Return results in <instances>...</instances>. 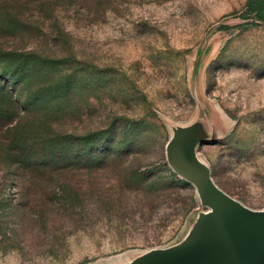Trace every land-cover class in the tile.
<instances>
[{"label": "rangeland", "instance_id": "rangeland-1", "mask_svg": "<svg viewBox=\"0 0 264 264\" xmlns=\"http://www.w3.org/2000/svg\"><path fill=\"white\" fill-rule=\"evenodd\" d=\"M247 3L0 0V264H124L180 242L203 208L172 170L163 178L164 147L205 114L220 136L198 156L264 209V15L244 16ZM56 84L68 96L26 99ZM50 125L68 136L65 165L17 162Z\"/></svg>", "mask_w": 264, "mask_h": 264}, {"label": "water", "instance_id": "water-1", "mask_svg": "<svg viewBox=\"0 0 264 264\" xmlns=\"http://www.w3.org/2000/svg\"><path fill=\"white\" fill-rule=\"evenodd\" d=\"M219 136L208 114L172 127L164 147L166 163L194 188L203 210L180 242L124 264H264V209L250 208L219 187L198 156L201 143Z\"/></svg>", "mask_w": 264, "mask_h": 264}, {"label": "trees", "instance_id": "trees-1", "mask_svg": "<svg viewBox=\"0 0 264 264\" xmlns=\"http://www.w3.org/2000/svg\"><path fill=\"white\" fill-rule=\"evenodd\" d=\"M248 7H249V11L244 15L247 18H252L253 16L257 17V18H262L264 15V0H248ZM77 73L76 72H70L66 77H65V83H72L76 78H77ZM64 83V82H63ZM67 85L64 86H60L59 84L53 85L52 87H38L35 90H30L29 93H27L26 99L28 101H32L34 99H39L40 95L42 93L45 94H49L51 93L52 95H54V99H56L59 96V90H62L61 94L68 96V94H65V87ZM57 96V97H55ZM54 99L51 98V100L47 103L48 107L43 109L46 113V119L47 118H59V116H54L52 115V112L54 110ZM56 103L58 104L59 101H56ZM63 109H65V103H64V107ZM47 110V111H46ZM62 110V108L60 110L57 111V113H59ZM54 119V120H55ZM27 123L25 125L28 126V128H31L33 126L31 121H26ZM51 126L50 125L48 128L46 129H50V135L51 136H47L46 139L41 143L43 145H46L45 147L42 146H36L35 151L30 152V154H26L24 155V151H18L19 152V157H17L15 155V158L17 160V162L23 164V162H26V164L24 165L25 167L28 166H38L40 165V162H43V164H49V165H53L56 164L55 162L58 160H63L61 163L62 166L65 165V145H66V141H67V134H61V133H55L53 130H51ZM25 132H23L24 134ZM75 138V137H74ZM82 139L83 137H76L75 139ZM40 153L43 154L44 159H36V161H34L32 164H30L29 159H31L32 157L36 156V154H38V156H40ZM57 161V162H58ZM161 170L165 173V175L163 176L164 179H170L171 183L174 182V180H172L174 177L173 173L170 171L171 169L168 167V169L165 167V165L161 166ZM124 174H129V176L131 178H139V177H148L151 176L152 173L149 171L148 173H138L136 170L133 169H129V170H123ZM54 176H61L60 173L56 172V174H54ZM185 182V181H184ZM187 183V182H186ZM189 184V183H188Z\"/></svg>", "mask_w": 264, "mask_h": 264}]
</instances>
